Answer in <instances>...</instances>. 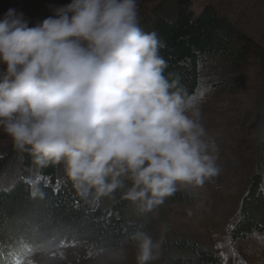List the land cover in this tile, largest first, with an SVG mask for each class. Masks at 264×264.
<instances>
[{
  "label": "clouds",
  "instance_id": "obj_1",
  "mask_svg": "<svg viewBox=\"0 0 264 264\" xmlns=\"http://www.w3.org/2000/svg\"><path fill=\"white\" fill-rule=\"evenodd\" d=\"M49 7L32 26L14 8L0 17V130L15 150L38 168L63 163L97 197L127 187L123 198L141 214L178 189L214 183L219 145L199 104L166 73L164 42L142 27L138 0ZM131 239L137 264L159 258L162 239Z\"/></svg>",
  "mask_w": 264,
  "mask_h": 264
},
{
  "label": "trees",
  "instance_id": "obj_2",
  "mask_svg": "<svg viewBox=\"0 0 264 264\" xmlns=\"http://www.w3.org/2000/svg\"><path fill=\"white\" fill-rule=\"evenodd\" d=\"M191 2L168 0L156 17L142 27L158 33L165 45L161 54L169 64L166 73L178 79L179 87L193 97L200 86V68L208 59L229 62L235 71L247 63V53L254 47L214 8L206 6L196 12ZM258 54L264 56L261 50ZM220 87L222 84L217 85V89ZM256 110L258 163L229 230L234 242L264 234V90ZM10 151L0 154V253L23 247L31 256L65 244H84L99 253L129 244L137 256L138 244L131 236L144 231L155 240V229L161 224L165 233L163 263L224 264L215 251L186 237L172 235L169 230V206L195 202L197 197L191 192L178 189L155 212L141 214L137 206L123 198L127 187L118 189L111 197H97L94 190L77 188L63 163L38 168L27 152ZM17 162L20 170L7 181L8 168ZM37 173L42 179L33 186L30 180ZM3 260L6 259H1V264ZM160 263L159 258L150 262Z\"/></svg>",
  "mask_w": 264,
  "mask_h": 264
},
{
  "label": "rangeland",
  "instance_id": "obj_3",
  "mask_svg": "<svg viewBox=\"0 0 264 264\" xmlns=\"http://www.w3.org/2000/svg\"><path fill=\"white\" fill-rule=\"evenodd\" d=\"M168 0H138L141 24L156 17ZM199 12L210 6L227 18L239 32L251 40L248 61L235 71L229 62L208 59L200 68V86L192 97L201 109L202 122L219 145L217 164L221 175L214 183L202 187L181 188L197 199L190 204H171L172 235L186 237L215 251L224 264H264V234L237 242L230 238L242 196L258 163L256 141V104L264 90V0H191ZM70 0H0V17L14 8L23 13L32 26L51 15L50 5H63ZM222 87L217 89V85ZM230 86V87H229ZM15 151L11 138L0 130V154ZM20 164L10 166L5 179L15 177ZM164 228L158 224L155 240L164 239ZM164 245L159 256L163 263ZM2 264H137L133 248L123 244L116 250L95 253L87 245H61L59 249L29 256L23 247L0 253ZM1 264V263H0Z\"/></svg>",
  "mask_w": 264,
  "mask_h": 264
}]
</instances>
